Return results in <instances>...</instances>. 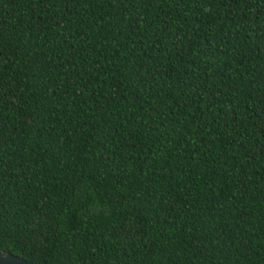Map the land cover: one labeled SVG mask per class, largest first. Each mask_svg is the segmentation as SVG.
Listing matches in <instances>:
<instances>
[{
  "label": "trees",
  "instance_id": "obj_1",
  "mask_svg": "<svg viewBox=\"0 0 264 264\" xmlns=\"http://www.w3.org/2000/svg\"><path fill=\"white\" fill-rule=\"evenodd\" d=\"M0 251L264 264V0H0Z\"/></svg>",
  "mask_w": 264,
  "mask_h": 264
},
{
  "label": "water",
  "instance_id": "obj_2",
  "mask_svg": "<svg viewBox=\"0 0 264 264\" xmlns=\"http://www.w3.org/2000/svg\"><path fill=\"white\" fill-rule=\"evenodd\" d=\"M0 264H31L7 252L0 251Z\"/></svg>",
  "mask_w": 264,
  "mask_h": 264
}]
</instances>
